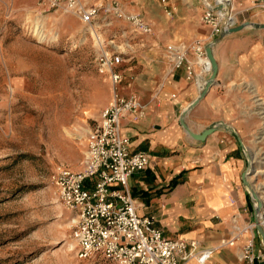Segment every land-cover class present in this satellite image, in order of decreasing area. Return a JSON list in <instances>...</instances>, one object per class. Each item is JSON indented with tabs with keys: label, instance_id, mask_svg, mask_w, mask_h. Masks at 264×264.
Returning a JSON list of instances; mask_svg holds the SVG:
<instances>
[{
	"label": "rangeland",
	"instance_id": "obj_1",
	"mask_svg": "<svg viewBox=\"0 0 264 264\" xmlns=\"http://www.w3.org/2000/svg\"><path fill=\"white\" fill-rule=\"evenodd\" d=\"M116 1L126 12H139L138 0ZM191 1L192 26L201 31L198 0ZM107 20L108 27L100 26ZM121 32L131 39L147 35L110 15L82 24L72 15L42 10L33 0H0V264H116L100 255L74 256L70 213L50 176L56 163L80 166L86 131L110 96L96 55L110 35ZM130 72H123L122 93L132 91ZM262 80L263 73L255 74L238 85L237 119L224 123L246 148L247 180L264 217V89L256 85ZM254 242L260 243L256 233Z\"/></svg>",
	"mask_w": 264,
	"mask_h": 264
},
{
	"label": "crops",
	"instance_id": "obj_2",
	"mask_svg": "<svg viewBox=\"0 0 264 264\" xmlns=\"http://www.w3.org/2000/svg\"><path fill=\"white\" fill-rule=\"evenodd\" d=\"M144 1L138 0L136 10L152 33L135 39L124 32L109 37L121 57L118 68L124 73L131 71L133 76L127 90L132 88L145 104L143 117L131 120L124 116L119 121L121 135L129 140L128 149L144 151L148 158L144 170L128 177L127 189L138 204L137 213L153 216L164 237L194 239L201 246H212L219 238L231 235L233 224L253 220V204L240 181L246 158L234 135L222 126L203 141L184 132L178 123L179 113L197 96L208 76V62L200 63L188 49L183 63L169 70L163 56L167 44L188 46L198 40L203 47L210 28L204 24L201 31L193 28L191 0H169L174 7L170 17L161 13L156 0H149L148 5ZM231 2L240 11L236 24L244 20L264 22V12L250 7L249 0ZM198 3L200 14L204 5L202 0ZM110 24L107 20L100 26ZM116 39L122 43L116 44ZM212 55L217 65L213 83L184 117L193 132L212 122L237 119L238 85L251 75L264 74V29L245 27L228 33L212 45ZM186 64L198 84L185 77ZM256 85L264 89V80ZM79 165L77 170L82 161ZM242 240L213 251L208 264H235ZM261 245L254 242V250L261 251Z\"/></svg>",
	"mask_w": 264,
	"mask_h": 264
},
{
	"label": "built area",
	"instance_id": "obj_3",
	"mask_svg": "<svg viewBox=\"0 0 264 264\" xmlns=\"http://www.w3.org/2000/svg\"><path fill=\"white\" fill-rule=\"evenodd\" d=\"M33 1L42 10L72 15L82 24H91L100 16L110 15L127 22L138 32H151L150 25L140 14L124 11L116 0L104 3ZM156 2L166 16L172 15L174 7L169 0ZM249 2L250 7L264 12V0ZM202 3L204 9L198 20L201 25L209 26V39L220 29L236 24V14L240 11L234 9L231 0H202ZM188 49H192L197 61L204 62L203 47L198 40L188 46L167 44L163 56L169 70L183 63ZM120 62L114 44L111 40L106 41V46H101L96 55V69L109 82L110 97L86 131L82 168L74 171L61 163L52 167L50 184L62 207L70 213L74 256L87 260L100 255L116 264H208L213 251L234 246L247 235L242 240L235 264H255L264 259L261 251L254 250L253 223L233 224L230 236L219 238L212 246H201L194 239L164 237L155 226L153 216L137 213L138 204L129 194L127 179L132 173L144 170L148 158L144 151L128 149L129 140L121 135L119 121L124 116L131 120L143 117L145 104L132 91L121 92L123 72L118 68ZM185 77L199 82L188 64L185 65ZM260 222L264 229V218Z\"/></svg>",
	"mask_w": 264,
	"mask_h": 264
},
{
	"label": "water",
	"instance_id": "obj_4",
	"mask_svg": "<svg viewBox=\"0 0 264 264\" xmlns=\"http://www.w3.org/2000/svg\"><path fill=\"white\" fill-rule=\"evenodd\" d=\"M245 27H250V28H255V29H264V22H253L250 20H244V21L239 22L237 24H234L232 26H227L225 28L220 29V31L215 36H213L211 39H209L203 45L204 56L208 62V69H209L208 76L204 80L203 85L200 88L197 96L192 101H190L180 111L179 116H178V123L181 126V128L184 130V132L190 138L197 140V141H203L205 139V137L208 134H210L211 132H213L218 125L222 126L223 128L229 130L234 135V137L236 138L241 150L243 151V153L245 154V156L247 158L246 148H245L243 142L241 141L239 135L233 129L232 126L224 123L223 121H216V122H212V123L208 124L205 128H203L199 132H193L187 126V124L184 120L186 113L205 95L208 88L213 83L217 65H216L215 59L212 55V45L214 43H216L218 40H220L224 35L231 33V32H234V31H238V30L245 28ZM247 165H248V162H247ZM248 175H249V172H248L247 168H245L240 173V181H241L242 186L244 187V189L246 190L247 194L250 196V199L252 201V204H253V224H254L256 237H257V239H259L260 243L262 244V246L264 248V229H263V226L260 222L259 216H257V215H259V212L262 210L263 203L260 200L259 195H257L256 192L251 188V185L249 184V182L247 180Z\"/></svg>",
	"mask_w": 264,
	"mask_h": 264
},
{
	"label": "bare ground",
	"instance_id": "obj_5",
	"mask_svg": "<svg viewBox=\"0 0 264 264\" xmlns=\"http://www.w3.org/2000/svg\"><path fill=\"white\" fill-rule=\"evenodd\" d=\"M206 60V59H205ZM261 200V199H260ZM263 208V207H262ZM262 211V210H261ZM261 211L259 212V215H257V216H259V219H261V220H263V218L264 217H262V215H261Z\"/></svg>",
	"mask_w": 264,
	"mask_h": 264
}]
</instances>
